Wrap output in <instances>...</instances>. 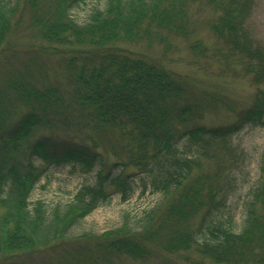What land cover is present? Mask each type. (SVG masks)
Here are the masks:
<instances>
[{
    "label": "trees",
    "instance_id": "16d2710c",
    "mask_svg": "<svg viewBox=\"0 0 264 264\" xmlns=\"http://www.w3.org/2000/svg\"><path fill=\"white\" fill-rule=\"evenodd\" d=\"M85 1L51 0L41 8L37 0H0V48L27 6L30 37L44 48L61 49L72 83L67 96L55 85L37 89L11 81L20 99L38 105L8 125L0 94V255L52 245L113 194L127 201L140 187L169 199L163 212L168 223L162 226L157 204L104 232L98 245L106 253L143 259L149 245L172 252L194 244L216 263L264 264V182L245 203L243 227L237 231L232 220L217 214L233 186L231 177L219 183L217 171L213 178L195 174L205 160L216 163V169L225 167L227 143L245 125L264 127V48L245 29L253 0H203L213 11L203 21L216 40L211 49L193 38L199 25L189 12L194 0H105L77 23L69 12ZM174 38H193L190 55L218 59L221 71L248 76L256 87L251 102L225 122L199 123L202 107L210 99L219 101L216 95L195 88L157 58L121 45L145 39L167 52ZM108 152L116 158L111 165L104 157ZM66 162L84 171L97 165L94 182L81 185L64 203L31 202L43 166ZM128 166L135 171H127ZM260 173L264 176V149ZM193 214L197 222L191 227Z\"/></svg>",
    "mask_w": 264,
    "mask_h": 264
},
{
    "label": "rangeland",
    "instance_id": "374dc122",
    "mask_svg": "<svg viewBox=\"0 0 264 264\" xmlns=\"http://www.w3.org/2000/svg\"><path fill=\"white\" fill-rule=\"evenodd\" d=\"M37 2L41 8H46L52 3L51 0H37ZM104 4L105 0H86L74 6L69 13L77 23H83L95 7L102 8ZM190 4L194 5L190 7L189 12L195 15L199 23L193 38L201 39L208 46L207 48L211 49L216 40L203 21L211 17L213 11L203 0H194ZM20 11L22 14L18 26L13 29L10 37L0 48V88L3 89L0 94L5 100L6 125L18 120L23 113L30 110L31 106L38 105L20 99L16 95L15 88L11 86V81L15 85L23 83L29 88L37 89L45 85H55L67 96L72 90L69 74L62 64V55L58 52L61 49L51 46L44 48L45 43L30 37L31 32L27 27L29 8L25 6ZM245 29L249 37L264 48V0L252 1V9ZM193 38H174L173 47L167 52L162 50L157 41L148 42L145 39L134 44L121 45L134 53L147 56L149 54L157 58L162 64L164 63V66L190 80L195 88H204L215 94L219 101L210 99L205 103L201 109L199 123L220 124L233 118L238 109L251 102L256 87L248 76H235L228 70L221 71L223 65L218 59L190 55L187 46ZM25 66H28V69H25ZM195 88L192 90L194 94L198 93ZM34 137H37V134H34ZM263 149L264 127L248 124L227 143L228 152L224 153L225 167L216 169V163L205 160L204 165L195 171V174L202 172L210 177L217 171L219 176L214 180L219 183L224 182L227 175L231 177L233 186L225 191L223 196L225 206L217 214L225 221L232 220L231 223L237 231L243 227L245 203L252 198L257 183L264 182V176L260 173ZM124 156L125 153L122 154V157ZM104 157L109 165L116 160L110 152ZM34 162L41 164L38 158ZM98 168L96 165L91 170L84 171L72 162L44 165L43 174L32 190L30 201L41 199L48 206L67 202L81 185L94 182ZM131 170L135 171L133 167L128 166L127 171ZM133 178L137 184L138 176L134 175ZM162 197V194L153 192L149 188L141 192L140 187L135 188L133 195L127 201H121L119 194H113L107 203L97 207L73 226L63 239L35 251L0 255V264H223L202 256L194 244L185 250L172 252L149 245L150 254L143 259L122 253H106L102 246L99 247L98 241L105 237L102 236L104 232L120 228L124 221L131 222L157 204L162 212L161 215L158 214L162 217V226L167 224L163 212L169 199ZM195 215L193 214L188 220V225L191 222V227L197 222Z\"/></svg>",
    "mask_w": 264,
    "mask_h": 264
}]
</instances>
